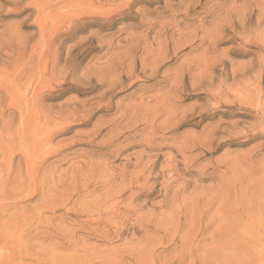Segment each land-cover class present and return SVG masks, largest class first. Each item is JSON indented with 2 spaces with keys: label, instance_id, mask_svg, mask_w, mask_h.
<instances>
[{
  "label": "rangeland",
  "instance_id": "obj_1",
  "mask_svg": "<svg viewBox=\"0 0 264 264\" xmlns=\"http://www.w3.org/2000/svg\"><path fill=\"white\" fill-rule=\"evenodd\" d=\"M0 264H264V0H0Z\"/></svg>",
  "mask_w": 264,
  "mask_h": 264
},
{
  "label": "bare ground",
  "instance_id": "obj_2",
  "mask_svg": "<svg viewBox=\"0 0 264 264\" xmlns=\"http://www.w3.org/2000/svg\"><path fill=\"white\" fill-rule=\"evenodd\" d=\"M41 11V10H40ZM39 64V63H38ZM34 78V77H33ZM39 78H41V77H39ZM34 81H32L31 82V84L33 83ZM28 93V92H27ZM26 94V93H25ZM29 94V93H28ZM103 96V95H102ZM25 98V97H24ZM42 98H44L43 96H39V95H37V99L38 100H40V99H42ZM20 99V98H19ZM28 99V98H27ZM23 100V99H22ZM73 103V102H72ZM49 110V109H48ZM42 112V111H41ZM40 112V113H41ZM48 112H50V111H48ZM56 112V111H55ZM54 112V113H55ZM34 113V112H33ZM43 113V112H42ZM44 114V113H43ZM57 114H59V112L57 113ZM42 115V114H41ZM44 116V115H43ZM54 116H56V114L54 115ZM39 117V116H38ZM46 117V116H45ZM57 117V116H56ZM54 118V120L55 119H57V118ZM71 117H73L72 115H71V113H69V114H67V112H61V115H60V117H59V120L58 121H55L54 122V120H52V119H49V120H51V121H53V122H51V121H48V120H46V121H48V122H46L47 123V128H48V130H49V135L48 136H50L51 138L55 135V134H57L58 133V129L61 127L60 125H63L64 124V121L66 120H69ZM89 117V116H88ZM23 118V117H22ZM41 118H43V117H41ZM47 118H49V117H47ZM47 118H43V119H47ZM42 119V120H43ZM41 120V119H40ZM43 122H45V121H43ZM68 122H70V121H68ZM45 123V124H46ZM43 125V124H42ZM65 125V124H64ZM60 126V127H59ZM69 126V125H68ZM65 127V126H64ZM39 129H41V128H39ZM61 129V128H60ZM46 130V129H45ZM44 131V130H43ZM28 133H26V135H27ZM43 134V133H42ZM41 134V135H42ZM32 135H34V133L32 134ZM35 137V136H34ZM38 137V136H37ZM41 137V136H40ZM47 137V136H46ZM36 140V139H35ZM27 149V148H26Z\"/></svg>",
  "mask_w": 264,
  "mask_h": 264
}]
</instances>
